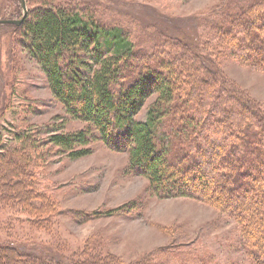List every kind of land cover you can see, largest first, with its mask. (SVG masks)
<instances>
[{"label": "trees", "instance_id": "1", "mask_svg": "<svg viewBox=\"0 0 264 264\" xmlns=\"http://www.w3.org/2000/svg\"><path fill=\"white\" fill-rule=\"evenodd\" d=\"M44 4L29 10L18 28L52 97L68 117L87 125L74 134L53 131L45 143L71 161L88 156L87 146L95 140L127 150L129 168L153 193L192 198L232 217L241 225L250 263L264 264V112L205 57L219 62L228 55L264 71V0L225 13L209 44H181L171 51L165 43L135 49L119 26L62 3ZM18 10L13 19L20 18ZM152 97L144 119L136 120ZM31 190L33 199L44 198V191ZM45 208L34 200L26 207L38 228L51 214ZM124 208L95 212L87 220ZM52 257L0 245V264H62ZM77 264L120 263L96 257Z\"/></svg>", "mask_w": 264, "mask_h": 264}, {"label": "rangeland", "instance_id": "2", "mask_svg": "<svg viewBox=\"0 0 264 264\" xmlns=\"http://www.w3.org/2000/svg\"><path fill=\"white\" fill-rule=\"evenodd\" d=\"M25 1L28 11L40 2L62 3L121 27L135 49L148 51L165 43L171 51L181 44H209L225 13L255 0ZM18 7L21 11L18 0H0V19L16 18ZM26 43L22 29L0 25V245L46 253L62 264L96 257H114L120 264H251L235 219L192 198L158 197L129 168L127 150L95 140L87 146L88 156L71 161L48 146L53 131L74 134L87 125L68 117L52 97ZM205 57L264 112V71L240 65L228 55L219 62ZM153 98L136 120L144 119ZM24 181L23 187L17 185ZM31 188L36 195L44 191V198L33 199ZM32 200L51 212L44 216V228L27 213ZM119 207L128 208L87 220L89 214Z\"/></svg>", "mask_w": 264, "mask_h": 264}, {"label": "water", "instance_id": "3", "mask_svg": "<svg viewBox=\"0 0 264 264\" xmlns=\"http://www.w3.org/2000/svg\"><path fill=\"white\" fill-rule=\"evenodd\" d=\"M20 4V8L22 11V17L19 20H0V25H12L15 27H18L22 24V22L25 20L27 16V8H26V3L25 0H18Z\"/></svg>", "mask_w": 264, "mask_h": 264}, {"label": "flooded vegetation", "instance_id": "4", "mask_svg": "<svg viewBox=\"0 0 264 264\" xmlns=\"http://www.w3.org/2000/svg\"><path fill=\"white\" fill-rule=\"evenodd\" d=\"M25 3H26V1H25ZM26 8H27V6H26ZM27 16H28V9H27ZM27 16H26V18H27ZM21 17H22V14H21L20 18H18V19H0V20H19V19H21ZM26 18H25V19H26ZM24 21H25V20H24ZM24 21H23V22H24ZM23 22H22V23H23ZM18 27H19V26H18Z\"/></svg>", "mask_w": 264, "mask_h": 264}]
</instances>
